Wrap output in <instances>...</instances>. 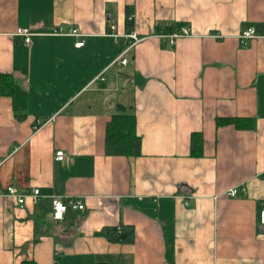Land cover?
I'll list each match as a JSON object with an SVG mask.
<instances>
[{
	"label": "crops",
	"instance_id": "1",
	"mask_svg": "<svg viewBox=\"0 0 264 264\" xmlns=\"http://www.w3.org/2000/svg\"><path fill=\"white\" fill-rule=\"evenodd\" d=\"M176 23L192 35L156 31ZM0 72L28 93L0 96V264H264V0H0ZM120 105L137 155L107 143ZM53 195L84 208L56 221Z\"/></svg>",
	"mask_w": 264,
	"mask_h": 264
},
{
	"label": "trees",
	"instance_id": "2",
	"mask_svg": "<svg viewBox=\"0 0 264 264\" xmlns=\"http://www.w3.org/2000/svg\"><path fill=\"white\" fill-rule=\"evenodd\" d=\"M132 19L128 23L132 24ZM183 23L173 25H158L156 31L168 33L179 29ZM0 96H10L13 100L14 109L17 113H23L28 104L27 91L17 82L15 76L9 72H0ZM119 113L113 115L108 124L106 140L108 144H117L122 146L128 155H137L140 153L141 137L136 130V115L125 105H120ZM235 122L238 127H251L252 119L224 118L220 122ZM201 133L192 135V151L194 156H200L202 151Z\"/></svg>",
	"mask_w": 264,
	"mask_h": 264
},
{
	"label": "built area",
	"instance_id": "3",
	"mask_svg": "<svg viewBox=\"0 0 264 264\" xmlns=\"http://www.w3.org/2000/svg\"><path fill=\"white\" fill-rule=\"evenodd\" d=\"M129 19H133V15H130ZM112 28L115 29V25H112ZM54 32L58 34H69V35H76V36L83 35L82 33L78 31L77 28H70L69 31L67 32H64L61 28H57L55 29ZM16 33L18 35L23 36L27 44L31 43V36L33 35V32L30 27H19ZM113 35L115 37L121 36V34H117V33H114ZM122 35L129 38V44L125 52H127L129 49H131L134 45H136L138 42L142 40L140 37L137 36V34L134 31H131L128 34H122ZM189 35H192V33H191L190 28L187 26H182L179 29L174 30L172 32L160 34V36L162 37L169 38V40L172 43L175 42L179 37L189 36ZM214 36L221 37L222 35L215 34ZM258 36L259 35L256 33L255 27L248 26L239 33L238 39L241 44L245 45L250 40ZM83 44H84L83 40H80L76 43L77 46H81ZM126 62H127V59L125 57H122V63H126ZM102 79H104L103 76H102ZM42 124H43L42 121H38L35 128H39ZM64 157H65L64 151L58 150L57 159H63ZM239 190L240 189L238 187H232L228 189L225 194L228 196H236L239 193ZM7 193L9 195L17 196V199L21 206L24 205L26 197L31 196L35 200H37L41 195V191L39 188H33L29 193H19L16 186H9L7 189ZM67 198L69 200L68 202H66ZM68 205H71L72 207L79 208V209L84 208V203L80 198L65 197L62 195H53V218L54 220L59 221V220L64 219L65 213L67 212V209H68ZM259 219L264 229V205H263V208L260 210Z\"/></svg>",
	"mask_w": 264,
	"mask_h": 264
},
{
	"label": "water",
	"instance_id": "4",
	"mask_svg": "<svg viewBox=\"0 0 264 264\" xmlns=\"http://www.w3.org/2000/svg\"><path fill=\"white\" fill-rule=\"evenodd\" d=\"M114 96H115V93L114 92L110 93L107 96V99H106L107 105H110L111 104L113 107H115Z\"/></svg>",
	"mask_w": 264,
	"mask_h": 264
}]
</instances>
